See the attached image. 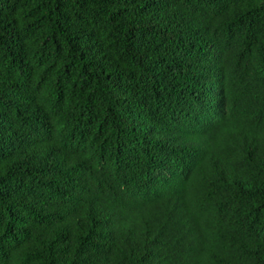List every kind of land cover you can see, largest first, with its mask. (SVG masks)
<instances>
[{"label":"trees","instance_id":"obj_1","mask_svg":"<svg viewBox=\"0 0 264 264\" xmlns=\"http://www.w3.org/2000/svg\"><path fill=\"white\" fill-rule=\"evenodd\" d=\"M0 264H264V0H0Z\"/></svg>","mask_w":264,"mask_h":264}]
</instances>
